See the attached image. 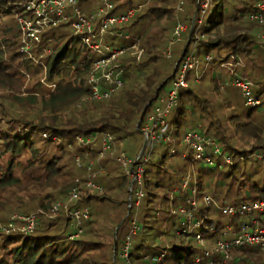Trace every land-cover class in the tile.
Wrapping results in <instances>:
<instances>
[{"label":"trees","instance_id":"trees-1","mask_svg":"<svg viewBox=\"0 0 264 264\" xmlns=\"http://www.w3.org/2000/svg\"><path fill=\"white\" fill-rule=\"evenodd\" d=\"M27 1L0 0V192H28L27 203L9 192L12 199L4 205L19 203L9 210L22 218L35 215L38 223L25 233L8 229L24 224L12 216L0 222L8 231L0 234V264H264L258 248H239L228 262L204 257L242 224L264 229V211L230 216L220 210L264 202V24L250 19L264 18L258 11L264 0H210L205 10L201 1L177 0L182 9L177 14L168 6L171 0H111L115 11L141 8L113 30L137 41L116 61L123 85L109 100L91 98L88 79L98 56L72 35L69 24L46 30L31 57L20 51L18 18ZM79 5L89 13L88 2ZM3 17L13 25L3 28ZM184 24L181 40L171 44L175 28ZM189 55L198 63L187 73V87L164 131L146 145L141 189L130 190L131 180L114 156L100 159L98 147L83 148L76 140L99 141L109 134L117 151L137 158L145 120ZM235 80L249 84L259 105L246 104L242 91L230 85ZM188 132L212 143L205 153L212 166L193 161L183 143ZM76 181L82 188L70 208L89 211L81 226L86 240L71 238L72 222L63 212L50 217ZM88 181L100 189L85 187ZM137 190L143 196L135 206ZM182 208L202 222L198 230L188 231ZM134 225L141 231L132 234ZM197 233L202 245L194 239ZM128 237L131 249L124 258Z\"/></svg>","mask_w":264,"mask_h":264},{"label":"built area","instance_id":"built-area-1","mask_svg":"<svg viewBox=\"0 0 264 264\" xmlns=\"http://www.w3.org/2000/svg\"><path fill=\"white\" fill-rule=\"evenodd\" d=\"M89 1H97L100 4L91 13L85 12L79 5L81 2ZM198 1L202 2V9H207L210 0ZM22 8L23 14L18 18L22 43L21 52L30 55L33 46L41 42V35L46 30L61 24H69L72 35L98 56L93 62V73L88 79L91 98L94 100H109L122 87L123 70L118 68L116 61L125 52V46L136 42L137 38H132L129 34L121 31L113 32V30L133 20L140 10V6L115 11V6L111 0H29L23 3ZM258 11L259 13H264V5H259ZM250 19L264 24L262 14L252 15ZM185 30V26L178 25L175 28L171 44L179 42ZM109 36L114 38L112 42L109 41ZM119 41L124 43L117 45ZM197 63L193 55H189L180 64L177 76L166 97L159 99L141 128V133L147 143L159 138L158 131H164L168 115L177 104L180 90L187 87V73L196 67ZM230 85L242 91L247 105H259V102L254 101L251 97V88L248 83L235 80ZM76 141L83 148L98 147L100 159L108 155L114 156L115 162L120 165L125 175L131 180L129 189L131 190L133 186L141 189L143 170L148 158H143L141 155L135 159H131L125 152L117 151L114 138L109 134H104L99 141L95 136L79 137ZM165 141L167 142L168 139H164L163 142ZM183 143L193 152V161H203L209 166L213 165L212 160L205 156L207 147L212 145L209 140L198 133L188 132L183 139ZM173 153L174 149L171 148L169 154ZM218 153V150L215 149L214 154ZM77 162H79V159H77ZM188 180L189 178L185 179L183 188L187 186ZM84 186L100 189L91 181L86 182ZM80 188H82V184L76 181L75 186L68 192L66 198L61 203L57 202L50 213V217H57L60 212H63L71 220L73 230L71 238L81 236L83 233L81 226L89 220V211L87 209L78 210L70 208V204L78 198V190ZM177 192V190L174 191V193ZM142 196L141 190L135 191V206H138ZM204 201L208 204L210 202L209 197H205ZM189 204L192 207L196 206L194 201H190ZM220 210L223 214L230 216L250 212L261 214L264 211V202L243 205L237 208L225 206L220 208ZM178 212L182 214L184 221L188 223V231L190 233L200 228L202 222L194 220L190 211L182 208ZM176 213L175 210L171 211L172 215ZM20 220L24 223L21 231L25 233H31L37 227L38 220L35 215L26 218L20 217ZM228 230L231 231L232 229L228 227ZM140 231L141 228L134 225L131 233L135 234ZM194 239L199 245L204 243L202 236L198 233L194 236ZM243 247L258 248L264 252V229L252 228L242 224L240 229L232 234L230 240L216 242L211 249L205 251L204 257L210 261L217 255L223 262L232 261L234 259L233 252ZM130 249L131 243L128 237L123 251L124 258L127 257ZM155 263L153 262L152 264Z\"/></svg>","mask_w":264,"mask_h":264},{"label":"rangeland","instance_id":"rangeland-1","mask_svg":"<svg viewBox=\"0 0 264 264\" xmlns=\"http://www.w3.org/2000/svg\"><path fill=\"white\" fill-rule=\"evenodd\" d=\"M89 3H93V4H95L96 6H99L100 4H99V2H97V1H92V2H88V6H89V13H91V12H93V9L90 7V5H89ZM170 4H168V6L170 7V8H172V9H174V11H175V14H177L180 10H182L180 7V5H179V2L177 1V0H171L170 2H169ZM86 7H87V5H86ZM88 8V7H87ZM88 11V10H87ZM177 12V13H176ZM2 22H1V24H3V28H9L10 26H12L13 24V22H11V20L9 19V18H2V20H1ZM183 26H185L186 27V24H184ZM110 37V36H109ZM114 39L113 38H111L110 37V42H112ZM108 41V42H109ZM32 56V54H31V52H30V55H29V57H31ZM46 85V87H48V89H51V85L52 84H48V83H46L45 84ZM192 155H193V152H192ZM23 158V157H22ZM10 192V194H11V196L13 195V193H16L15 191H9ZM9 192H0V222H5L6 220H8V219H10V217L12 216L13 218L12 219H15L16 221H20V216L17 214L18 212H16V211H14V210H17V208L18 207H20V205L18 206V204L19 203H12V205H10L11 203L10 202H7V204H5L4 205V202H5V200L6 199H12V198H8V197H10V196H8V194H9ZM17 194V193H16ZM28 192L27 193H23V194H21L20 193V191H19V193L17 194L18 195V197L17 198H20V200H22L23 201V203H27V197H28ZM62 201H60L59 203H61ZM11 206H12V209H14V210H12V211H10L9 209H11ZM15 214H17L18 216H15ZM14 227H16L17 229H20V230H22V227H23V225H20V224H18V225H12V226H10V227H8V229H12V228H14ZM88 229H90L91 228V226H89L88 225V227H87ZM12 231V230H11ZM8 231H7V229L5 228V226H3V225H0V234H5V233H7ZM77 239H80V240H86L87 239V236H81V237H79V238H77ZM9 259V258H8ZM10 260V259H9Z\"/></svg>","mask_w":264,"mask_h":264},{"label":"water","instance_id":"water-1","mask_svg":"<svg viewBox=\"0 0 264 264\" xmlns=\"http://www.w3.org/2000/svg\"><path fill=\"white\" fill-rule=\"evenodd\" d=\"M189 40H190V39H188V41H187L186 48H187V46H188V44H189ZM185 50H186V49H185ZM146 109H147V107L144 109L143 113H145ZM146 145H147V141L144 140L143 147H142V150H141L139 156H141V155L143 154V152H144V150H145V148H146ZM118 228H119V227H118Z\"/></svg>","mask_w":264,"mask_h":264}]
</instances>
